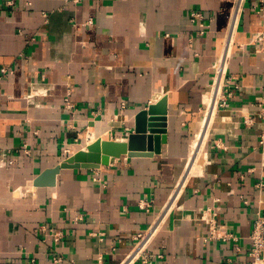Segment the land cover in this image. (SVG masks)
I'll use <instances>...</instances> for the list:
<instances>
[{
  "label": "crops",
  "instance_id": "0c3cea01",
  "mask_svg": "<svg viewBox=\"0 0 264 264\" xmlns=\"http://www.w3.org/2000/svg\"><path fill=\"white\" fill-rule=\"evenodd\" d=\"M262 1H243L219 97L227 107L216 109L211 86L236 0H0V70H13L0 82V264H140L128 258L157 221L151 264L249 263L264 210ZM162 99L160 155L34 186L96 139L126 140L135 116ZM204 209L229 240L209 239Z\"/></svg>",
  "mask_w": 264,
  "mask_h": 264
},
{
  "label": "water",
  "instance_id": "95a60500",
  "mask_svg": "<svg viewBox=\"0 0 264 264\" xmlns=\"http://www.w3.org/2000/svg\"><path fill=\"white\" fill-rule=\"evenodd\" d=\"M167 99L149 105L135 116L134 132L126 140L98 138L52 169L43 171L33 182L35 187H54L62 170L107 166L122 156L160 155L167 143Z\"/></svg>",
  "mask_w": 264,
  "mask_h": 264
},
{
  "label": "built area",
  "instance_id": "2783aa9c",
  "mask_svg": "<svg viewBox=\"0 0 264 264\" xmlns=\"http://www.w3.org/2000/svg\"><path fill=\"white\" fill-rule=\"evenodd\" d=\"M74 2H79L80 0H71ZM244 0H236L235 7L233 10V13L231 15V22L230 27L227 35V39L225 42V48L224 53L219 60V62L215 66V80L211 86V90L215 88L216 81L221 77L222 82L220 85L219 95L216 102V109L219 107H227V101L226 99H220L221 96V90H222V84L225 80V74H226V67H227V61L228 56L230 54V48L232 45V42L234 40V36L237 33L238 29V21H239V15L242 10ZM257 9L259 11L264 10V1H262L258 6ZM202 19L201 13H193L192 14V21L200 20ZM91 22L89 21V24ZM257 41H260V45L258 48L259 53H264V32H261L257 37ZM13 73V70L2 68L0 70V82L4 80V78L10 76ZM207 108V106H206ZM245 123L248 124V121L245 120ZM28 152V151H26ZM9 164H12L13 161L8 162ZM142 208H148L149 205L145 203L144 205H141ZM216 217L217 212L211 211L209 209H204L202 211V214L200 215V220L204 222L209 227V239H215V240H222L226 241L231 238V235L227 234L226 231H223L222 229L218 228L216 225ZM160 222L157 221L155 225H153L148 231L145 233H141L137 236L138 245L134 250V253L129 256L128 261L130 262H136L139 259H141L140 264H151L153 259L155 257L159 258L161 256H155L147 251L148 246L152 242V239L157 234L159 228H160ZM248 257L250 259L248 264H264V210L263 214L258 213L256 220L253 223V229L250 234V249L248 253ZM55 262H59V259H56Z\"/></svg>",
  "mask_w": 264,
  "mask_h": 264
},
{
  "label": "bare ground",
  "instance_id": "6f19581e",
  "mask_svg": "<svg viewBox=\"0 0 264 264\" xmlns=\"http://www.w3.org/2000/svg\"><path fill=\"white\" fill-rule=\"evenodd\" d=\"M221 82V77L218 79L217 85L214 88V95H218L219 93V85ZM213 114V109L212 106H209V112L207 114V117L205 118V123L203 126V129L200 131L199 135L197 136L192 148H191V155H190V160H189V166H188V171H190L191 166L194 164L196 158L201 154V148L204 145L207 136H208V131L209 127L211 124V117Z\"/></svg>",
  "mask_w": 264,
  "mask_h": 264
}]
</instances>
